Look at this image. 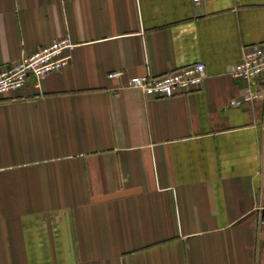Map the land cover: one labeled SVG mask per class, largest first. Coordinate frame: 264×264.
Segmentation results:
<instances>
[{"label":"crops","instance_id":"1","mask_svg":"<svg viewBox=\"0 0 264 264\" xmlns=\"http://www.w3.org/2000/svg\"><path fill=\"white\" fill-rule=\"evenodd\" d=\"M62 36L0 96V264H264V83L229 104L264 0H0V69ZM196 62L192 92L126 86Z\"/></svg>","mask_w":264,"mask_h":264},{"label":"built area","instance_id":"2","mask_svg":"<svg viewBox=\"0 0 264 264\" xmlns=\"http://www.w3.org/2000/svg\"><path fill=\"white\" fill-rule=\"evenodd\" d=\"M74 47L75 44L68 36H62L37 47L18 61L0 69V96L21 89L29 75L39 80L51 72L62 69L70 61V53ZM230 74L244 82L241 96L231 99L230 105L241 106L261 99L263 96L261 84L264 83V44L245 48ZM119 75V71H112L107 77L116 78ZM204 78L205 65L196 62L161 75L133 76L128 79L126 86L138 89L148 97L168 98L198 89ZM257 209L259 211L257 222L264 226V204L257 206Z\"/></svg>","mask_w":264,"mask_h":264}]
</instances>
